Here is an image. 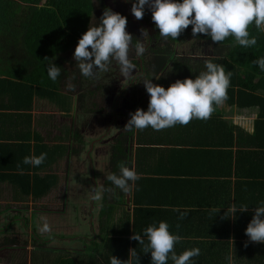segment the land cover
I'll list each match as a JSON object with an SVG mask.
<instances>
[{
  "label": "trees",
  "instance_id": "trees-1",
  "mask_svg": "<svg viewBox=\"0 0 264 264\" xmlns=\"http://www.w3.org/2000/svg\"><path fill=\"white\" fill-rule=\"evenodd\" d=\"M92 14L89 0H0V184L4 185L0 187V198L5 196L6 205L1 211L7 215L6 225L0 222V228H6L1 232H5L6 237L1 239L0 245L10 249V264H85L83 251L63 253L64 249L49 248L47 241L40 243L35 232L28 237L26 230L31 219L21 220L18 216L29 213L25 208L30 199L36 208L57 187L54 174L40 176V173L57 167L68 154L76 151L77 146L68 145L70 141L78 146L85 144L78 132L61 125L57 116L50 114L40 115L41 125L47 131L58 129L61 136L57 140L32 136L31 112L33 101L40 99L59 114L92 113L83 104L87 95L94 96V91H87L85 85L90 88L96 78L83 77L76 64L66 58L90 27ZM249 31L257 38L256 47L234 46L231 37L213 44L210 37L193 35L191 26L178 40L169 38L165 46L156 44L151 60L146 63L145 74L139 79V86L134 88L137 90L132 92L129 110H147L149 96L146 97L147 92L141 96L142 90L146 91L145 79H152L153 84L167 89L177 80L195 79L206 71L205 63L210 60L231 72L226 104L239 109L258 108L254 134L241 136L240 131L224 121L220 114L213 113L206 121L194 119L184 126L161 131L133 130L117 136L109 153L107 176L119 174L121 163L133 168L127 146L130 139L136 138L135 171L140 179L132 186L130 204L126 202V193L119 189H114V193L102 191L98 231L103 236V246L96 249L98 257L89 256L86 264H110L111 256L122 262L131 260L130 250L134 249L138 253V262L145 264L144 246L132 236H142L148 226L162 220L163 210L151 207L156 204L153 199L159 193L186 196L209 184H217V187L230 184L233 177L238 208L248 202V209L254 211L264 201V72L252 63L264 57V32L254 25ZM189 38L201 42L202 48H209V55L191 58L177 54L175 44L185 43ZM48 60H53L62 69L56 83L46 75ZM68 78L72 79V86L64 92ZM18 120L26 130L23 136H14L11 132L14 121ZM41 153H47V160L39 168L23 164L25 157ZM196 157L198 161L202 158L210 163L201 174L186 170ZM18 166L23 169V174L18 171ZM107 176L101 190L114 187ZM131 205L134 206L132 210L129 209ZM60 207L58 213L62 212ZM253 215V212L238 213L233 231H245ZM226 218L229 216L224 213L223 220ZM13 225H18V232L9 231ZM227 225L229 221L224 222V226ZM250 252V264H264V253L258 254V257L262 255L259 259L253 250Z\"/></svg>",
  "mask_w": 264,
  "mask_h": 264
},
{
  "label": "clouds",
  "instance_id": "clouds-1",
  "mask_svg": "<svg viewBox=\"0 0 264 264\" xmlns=\"http://www.w3.org/2000/svg\"><path fill=\"white\" fill-rule=\"evenodd\" d=\"M145 6L151 12V19L164 38L178 40L191 26L193 35L210 37L213 44L222 43L233 38L234 46L253 48L257 46V38L252 36L249 27L254 25L258 31L264 32V0H135L131 14L141 20L145 14ZM127 18L110 9H106L97 26L89 27L81 36L75 47L73 57L78 64L80 74L89 79L97 77L98 72H108L116 62L124 77H131L136 65L130 56H142L145 45L137 41L133 45V37L126 31ZM141 35L148 36L147 30H141ZM46 75L52 83H56L62 74V69L53 60H48ZM253 65L264 72V57L254 60ZM206 71L195 79L177 80L167 89L153 84L152 79H145L143 86L149 95L147 110L137 109L125 125L128 131H142L151 128L155 131L172 128L177 125H188L192 120H208L217 106L228 99V89L231 83V72L226 71L221 64L207 61ZM47 160V153L39 156L31 155L23 159L24 165L39 168ZM119 174L112 173L107 180L113 188L102 191L113 192L119 189L129 193L132 186L140 179L134 168L124 163L119 164ZM23 174V169L18 166ZM93 200H101L102 196L95 188ZM248 210L247 205L231 206V213ZM180 219H184L182 214ZM167 222L161 221L148 226L143 236L134 234L132 239L144 246V253L151 254V264H195L194 258L201 255L199 248L185 250L177 255L175 246L182 237L169 230ZM47 230V226H45ZM245 235L253 243L264 244V201L255 207L254 215L246 227ZM147 243L145 244V239ZM131 260L122 262L111 256L110 264H139L138 253L130 250ZM232 264L233 256L226 257Z\"/></svg>",
  "mask_w": 264,
  "mask_h": 264
},
{
  "label": "crops",
  "instance_id": "crops-1",
  "mask_svg": "<svg viewBox=\"0 0 264 264\" xmlns=\"http://www.w3.org/2000/svg\"><path fill=\"white\" fill-rule=\"evenodd\" d=\"M118 67V66H117ZM72 86V83L71 85ZM149 95H146L148 97ZM73 112V111H72ZM258 108H244L239 109L235 106H229L226 104V102L220 106L216 107V110L214 114H220L224 121L228 122L230 125L234 126L240 131L241 136H252L254 134V128H255V121L258 118ZM56 115L57 121L61 125H66V127H70L72 129V122L70 121L74 115H76V112H73L71 115H65V114H59L55 110L54 107H51L46 103L44 100H37L35 99L33 101V109L31 112L32 115V136L40 135L42 138L46 137L50 140H57L58 137L61 136V133L58 129H50L46 130L44 129V125L42 127V123L40 122V115ZM230 114V115H229ZM61 115V116H60ZM85 115V114H81ZM232 117V118H230ZM238 118L241 122L240 125L238 123H235L234 119ZM81 119V118H79ZM83 120L81 119L79 123H82ZM91 122V119H89ZM89 120L87 122H89ZM83 122V123H87ZM84 124V125H85ZM88 125V126H87ZM86 125V132L87 131H93L96 130L97 126L96 124H87ZM92 127H91V126ZM94 128V129H93ZM10 130V128L8 127ZM79 129V128H78ZM72 129V132H78L79 136H81L83 142L85 143L82 146L75 145L70 141L68 145H74V147L77 146L75 149L76 151L71 152L68 154V157L65 158V160L61 161L58 166L60 167H53V169L40 173V176H44L46 174H54L57 177L58 184L55 189H53V193H51L49 196L43 198L40 202L41 205H57L60 204H50L51 202H58L62 196V193H60V188L62 187V184L64 186V183L61 182V179H66L65 183L68 184V180H72V172H70L69 164L73 158L72 162H76V157L79 159V162H83V166L89 167L93 166L94 168V182H96V187L93 186V188L100 189L101 196L102 191L101 187L103 184L104 179L107 176V167L109 164V153L110 150L114 144L115 139L117 136L122 134L123 132H119L120 129H116L117 132L115 133V129L111 131L112 134L105 136L104 140L102 141L101 147H102V155H100L99 158H96L91 153V156L93 158V163L90 164L89 159L90 157L87 155V151L89 150V141L90 137L85 139V135H81L80 131ZM80 130V129H79ZM11 132L14 136H23L26 132L24 128H22L21 121H14ZM50 132V134L48 133ZM114 132V133H113ZM118 133V134H117ZM106 135V134H104ZM75 142V141H74ZM5 143V142H3ZM2 145V144H1ZM6 145V144H4ZM128 147V153L131 155L133 159V168L135 169V153L137 149L136 144V138L130 139ZM86 149V150H85ZM104 152L106 154H104ZM131 153V154H130ZM85 154V155H84ZM103 159L106 160V164H102ZM81 160V161H80ZM196 157L192 162H190V166H188V169H186L188 172L193 173H202L205 170V166L210 167V163L204 162V160L201 158L200 161ZM105 165V167H104ZM82 166V167H83ZM195 168L193 169V167ZM105 169L106 173L105 175H102L99 173L100 169ZM79 173V171H78ZM76 175L82 176L81 172ZM84 173L88 175V170L84 169ZM59 176L61 178H59ZM67 177V178H66ZM188 177V176H186ZM201 177V176H199ZM99 178V179H98ZM191 179V177H189ZM203 178V177H201ZM100 179H102L100 181ZM223 181V180H222ZM229 181L230 184L226 185H220L217 187V184H209L205 189L199 190L197 193L194 191V194L183 196L182 194L175 193V194H163L159 193L156 195L155 199H153L156 204L152 205L151 207H154L156 209L163 210V217L161 221L167 222L170 226L169 230L173 234H178L182 237V241L175 246V252L177 255L182 254L185 250L192 249V248H199L201 251V255L199 257L194 258L195 264H229L226 257L229 255L233 256L232 264H250L248 261V258L250 256V251L253 250L258 257V254L264 253V244L259 243H253L248 240V237L245 235V231H233V222L236 220V215H232L230 209L233 204H235V191L236 187L234 184V178L232 177ZM74 184H71V187H69V190L65 189V193L68 194V192L71 191V189H74ZM95 185V184H94ZM4 186L0 184V187ZM100 186V188H99ZM68 188V187H67ZM72 190V191H73ZM262 191V190H261ZM240 192V191H239ZM264 192V191H263ZM132 192L126 193V202L127 204H130L131 198H132ZM56 198L54 201L51 200V197ZM128 198V200H127ZM90 200V199H89ZM99 200V207L96 211V216L94 215L95 210L92 211V213L87 217L86 213L83 214L82 218L86 222L88 228L90 229L89 238H86L84 232L83 233H73L71 236L61 238L59 241L62 242L64 239H67L68 242L72 241L74 242L73 247H67L66 249L62 250L61 252H82L85 250V246L78 245L75 246V243L78 240H83L84 244L86 242L87 245H94L95 248L91 250L93 253L92 256L98 257L96 254V244L98 245L97 240L100 239L102 242L103 236L100 235V232L98 231V213L100 210V202ZM30 199V203H31ZM91 202V201H90ZM72 203V202H71ZM92 203V202H91ZM198 203L199 205H196ZM220 203V204H219ZM261 203V202H260ZM95 205V201L93 203ZM218 204V205H217ZM244 204V203H243ZM248 205L249 203L246 202ZM6 205L5 196L3 199L0 198V222L3 225H6V213L1 211V207ZM159 205V206H157ZM94 208V206H89V208ZM134 208L133 205L130 206V210ZM153 208V209H154ZM82 209V208H81ZM86 209V208H85ZM84 209V211H85ZM80 210V208H79ZM45 212V211H44ZM247 213H254V211H251L248 209L246 211ZM224 213H227L229 216V219H224ZM55 217V211H52V213H43ZM184 215V219H180L179 217L181 215ZM206 214V215H205ZM86 217L87 219H84ZM97 220V228H95V221ZM160 220L157 221L158 223L161 222ZM226 227L224 226V222L228 223ZM158 223H156L158 225ZM74 226V225H73ZM225 227V228H224ZM2 231H0V241L3 237H6V233H1L5 231L6 228H0ZM4 229V230H3ZM32 234V231H29L28 237ZM34 234V233H33ZM39 235V232H38ZM40 236V243H43L47 241V243H50L48 245L49 248L54 247L52 244L55 242L54 240H57L58 238H52L50 235L47 234H41ZM143 236V235H142ZM27 237V239H29ZM85 238V239H84ZM145 241H147V238L144 237ZM53 240V242H52ZM50 241V242H48ZM103 246V244H102ZM145 246V245H143ZM262 246V247H261ZM261 248V249H259ZM31 250V247L28 248ZM54 249H57L54 247ZM68 249V250H67ZM61 250V249H60ZM226 253V255H225ZM82 258L84 259V263L86 264V261H89V256H86L84 252L81 253ZM262 257H258L259 259ZM264 258V257H262ZM0 264H5L6 262H2L0 259ZM100 261V260H99ZM145 264H151V254L146 253V259L144 260ZM142 261L139 262L141 264ZM168 264H173L171 260L168 261Z\"/></svg>",
  "mask_w": 264,
  "mask_h": 264
},
{
  "label": "flooded vegetation",
  "instance_id": "flooded-vegetation-1",
  "mask_svg": "<svg viewBox=\"0 0 264 264\" xmlns=\"http://www.w3.org/2000/svg\"><path fill=\"white\" fill-rule=\"evenodd\" d=\"M89 2L93 8L92 17L95 16V21L93 24H90V28L97 26L100 23V19L103 15V12L106 9H110L111 11L115 13H119L122 16L127 18L126 31L132 35L133 45H135L137 41H142L146 48V51L142 56H139V57L135 55L130 56L132 63L136 65V68L135 70H133L130 81L126 77H124L123 74L120 72L119 65L116 62H113V65L108 72H102V73L98 72L96 79H94L93 86L89 85L90 87H93V88H88V85L85 86L87 90L92 89L91 91H94V89H96V94H94L93 97H91L90 95H87L86 101L83 104L84 107H86L87 110L92 111V113L89 112V113H86L85 115H81V113H77L70 120L72 122V129L77 130L79 128L80 130L78 129V131H80L81 135H85V139L90 137L89 150L87 151V155L90 157L91 153L92 154L94 153L93 156H95L96 158H99L100 155H102L103 153L102 147H101L102 141L104 140L105 136L112 134L111 133L112 130L114 129L116 130L119 128L120 129L119 132H127V133L130 132L127 129H125V125L128 123L129 119L131 118L130 114H133L135 112V111L129 110L130 101L132 100V96H133L132 92L134 90H137V88L136 89L134 88L139 86L138 81L140 78L143 77V74H145L146 63L149 60H151L152 51L153 49H155L156 44H159V46H165L168 43L169 38H164L159 35L158 29L155 28V25L151 19V12L148 10L147 6H145V14H144L143 19L137 20L131 14V7H132V4L135 2V0H89ZM142 29L147 30L148 36L142 37L141 35ZM189 43H191V47L188 48L189 52H187L186 54H183L184 56L191 57V58H202L204 55H209L211 51L207 47L202 48L201 42H198L196 40L189 38L186 40V44L185 43L175 44L174 46L175 52L178 54L179 49L186 45L189 46ZM182 52L184 51H181V53ZM65 66L68 69L71 68V66L68 64L67 65L65 64ZM76 66L78 67V65ZM99 76H101L102 78ZM118 76H120L121 79H118ZM118 80H122V81L118 82ZM106 81L110 85L106 84ZM145 93L146 91L143 89L141 96H143ZM106 106H108L107 109H106ZM96 107H97V110L93 111V109H95ZM100 108H103V109L101 110ZM102 111L106 115L105 114L100 115ZM79 118L85 119L83 120V122H87L89 119H91V121L94 120L92 124H96L97 126L96 130H93V131L91 130L88 133L84 132L86 131V125L88 123L86 124L83 122L79 123V121L81 120ZM116 132L117 130L115 131V133L114 132L113 133L116 134ZM81 146L84 147L83 144ZM104 154L106 153L104 152ZM72 161H73V158L69 164V169H70V172H72V177L73 176H77V177L75 179L72 178V180L69 179L68 184L65 183L66 182L65 178L63 180L61 179V182L64 183V186L62 184L64 193H62V196L60 199H58L59 200L58 202L50 203V204H60L61 205L60 211L62 212L60 213H58V210L56 208L57 205H51L52 207H54L53 211H55V213H57L58 215H64L65 213H67L68 205L66 206L65 204L66 203L68 204L71 200H75L77 197L84 196L86 193V190L82 188H85V187L88 188L87 185H83L81 178L78 175H76L78 171L79 173L81 172L83 162L82 163L79 162V159L77 157H76V162H72ZM89 162L90 164L93 163L92 157H90ZM104 173H106L105 169L103 170V174ZM88 174H89L88 179L90 181V184L92 183L93 186L96 187V182H94L95 174H94L93 166L89 167ZM59 178L61 177L59 176ZM101 180L102 179H100V181ZM73 183H74L75 190L73 191L71 190L70 192H68V194H66L65 189L69 190V187H71V184ZM77 186H81L82 188L77 189ZM93 186L91 188V198H90V201L92 203H94V200L92 198L93 197V191H92ZM63 195L65 196V198H62ZM53 198L54 197L52 196L51 200H53ZM62 199H64V201H62ZM85 208L86 207H82V209L80 208V212L83 213L84 215H85V211H84ZM55 218L59 219L58 217H55ZM34 232L36 231H32V234ZM9 251L10 249L6 248V245L4 246L0 245V259L2 260V262H6L5 264H10V258L8 256V253H10Z\"/></svg>",
  "mask_w": 264,
  "mask_h": 264
},
{
  "label": "rangeland",
  "instance_id": "rangeland-1",
  "mask_svg": "<svg viewBox=\"0 0 264 264\" xmlns=\"http://www.w3.org/2000/svg\"><path fill=\"white\" fill-rule=\"evenodd\" d=\"M94 21H95V16L92 17L90 24H93ZM185 44H186V42H185ZM190 47H191V43H189V46L186 45L184 47H181L179 49L178 53L181 54V55L186 54L187 52H189L188 48H190ZM181 51H184V52L181 53ZM73 53H74V51L70 52L66 56V58L69 61L74 62L76 65H78L75 62V60H74ZM99 77H101V76H99ZM126 78L129 81L131 79V77H126ZM118 79H121L120 76H118ZM71 81H72V79H69V78L66 80L65 83H66L67 87L63 88L64 92L68 91V87H70ZM121 81L122 80H118V82H121ZM106 84L110 85L107 81H106ZM90 88H93V87H90ZM95 90L96 89H94L93 95L96 94ZM113 92H114V90H113ZM107 107L108 106H106V109H107ZM100 109L102 110L103 108H100ZM96 110H97V107L95 109H93V111H96ZM104 114L105 113H103V111H102V113L100 115H104ZM97 116H99V115H97ZM230 118H232V117H230ZM93 121L94 120H92L91 122L93 123ZM234 121H236L235 123H238V125H240V123H241V122H238L239 121L238 118L234 119ZM91 122L89 120V122H87V123L91 124ZM88 132L89 131H87V133ZM102 164H106V160L105 159H103ZM82 165H84V164L82 163ZM104 167H105V165H104ZM104 167H103V169H100V171H99V173L102 174V175H105V174H103ZM84 169L88 170L87 166H83L81 168V175L82 176H79V177L81 178V181H82L83 185H87L88 188L87 187L82 188L81 187L82 185H81V186H77V189L82 188V189L86 190L85 195L77 197L75 200H71L68 204L66 203L65 205L66 206L68 205V207H67V213H65L64 215H58L57 213H55V217H58L59 219H57V218H55L53 216L50 217V215H47V214H43L45 212L52 213L54 207H52L51 205L50 206L41 205L39 203L37 205H40V206L35 208L36 204L34 202H31L29 204V206L25 208L26 210L29 211V213L28 214H21V215L18 216L19 219H21V220L24 219V218L31 219V223L29 224V227H28V229L26 231H36L35 233H37V235H38V232H39V235L47 234V235H50L52 238L53 237L54 238H58L57 240H54L55 242L52 245L55 248L59 249V250L60 249L61 250L62 249H66L67 247H73V245H74V242H72V241L68 242L67 239H64L62 242L60 241V243H59L58 240H60L63 236L68 237V236H71L73 233H83L84 232V234L86 235L85 237L89 238L90 229L88 228L86 222L83 220V218H82L83 213L80 212L79 208L86 207L85 213H86L87 217L92 213L93 210H95L94 215L96 216V211H97V209L99 207V200H94L95 201V205L93 203H91L90 200H89L91 198V188H92L91 185H92V183L90 184V181L88 179V175L89 174L86 175L84 173ZM76 177L77 176H73L72 178L75 179ZM61 190H63L62 187L60 188V193H62ZM71 190H73V188ZM97 192L101 193L99 189H97ZM55 199L56 198H53V200H55ZM71 202H73V204ZM92 205L94 206V208H91V207L89 208V206H92ZM56 208L58 210L59 206H57ZM84 219H87V218L84 217ZM94 221H95V225L94 226H95V228H97V223L98 222H97V220H94ZM17 226L18 225L11 226L9 231H17L18 232L19 228ZM45 226H47V230H45ZM100 235H101V233H100ZM65 237H63V238H65ZM52 242H53V240H52ZM97 242H98V245L96 244V246L100 249V247H102V242L100 241V239H98ZM77 243H79L80 246H85V250L83 252L85 253L86 256H92L93 255L91 250L95 248L94 245H91V246L87 245L86 242L84 244L83 240H78L75 243V246L78 245Z\"/></svg>",
  "mask_w": 264,
  "mask_h": 264
},
{
  "label": "water",
  "instance_id": "water-1",
  "mask_svg": "<svg viewBox=\"0 0 264 264\" xmlns=\"http://www.w3.org/2000/svg\"><path fill=\"white\" fill-rule=\"evenodd\" d=\"M127 200H128V198H127Z\"/></svg>",
  "mask_w": 264,
  "mask_h": 264
}]
</instances>
